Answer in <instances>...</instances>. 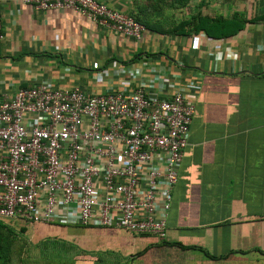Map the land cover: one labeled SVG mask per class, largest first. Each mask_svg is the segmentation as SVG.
Segmentation results:
<instances>
[{"label":"crops","instance_id":"crops-1","mask_svg":"<svg viewBox=\"0 0 264 264\" xmlns=\"http://www.w3.org/2000/svg\"><path fill=\"white\" fill-rule=\"evenodd\" d=\"M96 1L143 16L141 0ZM227 1L213 0L210 10L197 12L241 14L246 22L232 36L167 33V24L180 20L152 15L146 21L153 30L144 28L134 40L71 10L0 0V94L9 98L39 82L101 92L129 81L163 96L180 89L194 106L164 239L85 227L97 231L103 247L93 251L109 264H264V24L247 22L264 13V0ZM33 225L44 227H35L42 240L79 226Z\"/></svg>","mask_w":264,"mask_h":264},{"label":"built area","instance_id":"built-area-1","mask_svg":"<svg viewBox=\"0 0 264 264\" xmlns=\"http://www.w3.org/2000/svg\"><path fill=\"white\" fill-rule=\"evenodd\" d=\"M19 1L41 11L71 10L134 40L144 31L96 0ZM163 95L129 81L101 92L39 82L9 98L0 94V220L115 228L163 240L194 112L180 89Z\"/></svg>","mask_w":264,"mask_h":264},{"label":"rangeland","instance_id":"rangeland-1","mask_svg":"<svg viewBox=\"0 0 264 264\" xmlns=\"http://www.w3.org/2000/svg\"><path fill=\"white\" fill-rule=\"evenodd\" d=\"M141 1H143V3H141L144 7V11L148 10V13H146L148 16H145V12L142 11L143 16H140L143 20H153L152 15L154 17L158 16L159 19L164 20H180L176 23L170 22L169 24H167L166 27L168 29H171L172 27L177 26L182 20L188 19L190 15L197 13V11L201 10L202 8H206V10L209 9V4H211L213 0ZM223 2L228 1L223 0ZM186 12H189L191 14L184 16ZM0 224V242L3 244L5 243L6 237H8L7 231H9L10 229L16 234V236L24 238L32 247H35V245L40 243L44 238L42 236H45V234L40 235L37 230H35V227L37 226L40 228H44L41 227V225L35 226L23 223L19 220L6 219L0 220ZM19 228L23 229L22 233H19ZM65 232L68 233H66L67 235L63 238H58L56 236H52L51 234L48 237H45V240L48 241V244L44 248L43 252H45V254H47V256L50 258L48 261L62 263L64 262L66 264H89V261L87 259H90L92 257L95 259L100 258V262L98 264H109V260H106V257L103 256V252L93 251L94 248L102 250L99 248L103 247L96 237V235H98L97 231L91 228L71 226L66 227ZM36 250L40 252L41 249L39 250V248H36ZM102 256L104 257L106 262L103 260Z\"/></svg>","mask_w":264,"mask_h":264},{"label":"trees","instance_id":"trees-1","mask_svg":"<svg viewBox=\"0 0 264 264\" xmlns=\"http://www.w3.org/2000/svg\"><path fill=\"white\" fill-rule=\"evenodd\" d=\"M134 21L148 30H153V27L149 25L146 20H143L141 16H131ZM241 14H233L231 18H223L221 16L208 17L201 15L198 12L191 15L188 19L182 20L177 26L172 27L167 33L174 34H188L197 33L202 31L210 39H223L236 34L241 30L243 24ZM248 23H263L264 13L255 15L250 18ZM1 226V224H0ZM23 229H19V233H22ZM8 237H6L5 243L0 242V264H66L62 262L48 261L50 258L43 252L47 246L48 241L42 240L40 243L32 247L27 241L19 236H16L10 229L7 231ZM183 249L184 247L179 244H173ZM39 248L40 252L36 250ZM232 252H229L216 259H224ZM264 255V253H263ZM97 264V261L94 262Z\"/></svg>","mask_w":264,"mask_h":264}]
</instances>
